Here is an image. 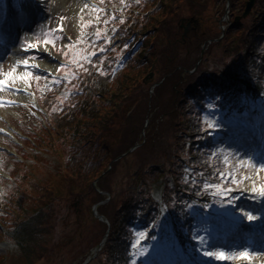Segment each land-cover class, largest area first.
<instances>
[{
	"label": "trees",
	"instance_id": "1",
	"mask_svg": "<svg viewBox=\"0 0 264 264\" xmlns=\"http://www.w3.org/2000/svg\"><path fill=\"white\" fill-rule=\"evenodd\" d=\"M111 1L119 2L127 7V10L123 20H118L112 25L113 30L120 33L121 37L113 50H109L112 52L110 57L103 59L95 68L96 66L85 59L83 51L76 48L79 52L73 53L75 44L67 42L64 46L57 45L55 49L65 58L68 59L74 54L75 64L74 60L68 59L69 65L61 66L66 69L68 78L60 83L59 93L45 88L39 95V102L50 114L47 123L42 124L34 116L26 121L29 135L41 133L40 137L35 138L37 142L42 138L50 145L51 141L53 147H64L69 151L71 158L81 159L76 164L78 173L74 181L75 184L81 174L78 186L75 185L81 190L69 192L70 190L66 188L65 192L55 199H45L46 194L53 191L47 181L50 172L44 162L39 163L38 168L47 171L46 175L32 170L37 166L34 163H29L30 166L25 168L23 162L14 163V160L7 158L8 165L5 163L8 166L7 171L12 176L14 175L12 169L16 173L14 180L5 186L3 190L5 194L2 195L4 197L0 196V226L4 228V231L0 229V234L6 233L3 236L12 240L10 242L14 247L12 252L5 255L8 261L34 264L42 257L49 259L58 250L60 243H65L62 239L65 237L64 231L74 234L77 230L83 229V233L87 234L86 226L98 229L92 231L86 238L85 247L77 248L76 252H79L66 264L81 263L88 256L89 249L91 251V248L102 239L106 229L108 233L103 246L87 264H132L133 254L140 253L142 260L143 256L147 255L145 258L148 261L150 257L156 256V252L165 256V251L169 249H174L182 255L181 247L195 254L193 235L195 228L205 220L203 206H217L219 196L216 193L228 186L229 182H224L218 173L220 168L225 167L224 161L221 156L212 155L213 151L219 155L215 150L217 144L212 133L216 127L205 118L203 98L207 96L214 98L219 91L229 90L220 103L214 104L212 113L217 120L220 116L230 114L243 100L246 102L250 99L254 108L258 105L259 93L264 90V0L256 1V6H253L252 12L250 11L251 15L248 13L246 17L247 23L232 22L226 30L224 40L232 39L231 33L234 31L235 34H239V37L237 35L239 40L246 41L243 52L233 55L227 62L219 61L217 58L212 60L208 53L204 52L203 59L192 72L183 70L193 68L194 64L191 63L198 58L202 41L205 42L208 38L201 34L202 31L199 29L196 30L197 35L187 38L186 43H183L186 39L177 37L179 29L173 21H178L176 17L178 6L186 0ZM187 1L194 2L192 5L196 4L195 0ZM205 1L203 9H206L210 2L201 0V3ZM95 12L99 15L101 11L95 9ZM191 12L190 14L200 15L199 11ZM106 16L113 19L110 15ZM169 17L172 42L164 39L163 44L156 47V39L153 37L155 34L166 37L163 32H168ZM251 19L253 21L250 23ZM193 32L191 30V33ZM93 34L100 40L97 44L88 42L87 52L97 46L102 49L110 45L106 39H102L105 37L103 32L94 31ZM123 36H131L137 43L142 42V48H146V52L142 55V49L137 51L126 62L127 68L113 75L114 67L126 59H123L122 55L118 57L117 54L119 52L129 54L128 49L122 48L126 41ZM57 37L62 36L57 33ZM175 41L176 44L184 45L185 50L180 48L182 53L178 51L176 56L164 55L175 45ZM167 58L170 62L164 61ZM204 60L216 61V64L211 67L212 69H205ZM151 64H155L154 74L158 77L154 81L162 80L154 87L152 93L149 91L153 83L142 79ZM39 82L34 80L33 86ZM173 85H176V88H173ZM166 91L171 97L156 115L157 113L149 108V101L152 98H160ZM24 110V106H18L15 110L18 118L21 119ZM147 111L154 116L150 117L149 124H146L148 131L146 135V129L141 131V127L145 124L144 117ZM161 114L165 115V119L167 116L176 119L173 123L176 130L168 133L169 138L164 142H162L164 119L157 121ZM50 121L52 127L49 126ZM143 134L145 139L141 138ZM115 140L119 142L117 148L124 140V143L133 141L118 152L114 150ZM138 143L134 150L114 160L118 154ZM95 151L101 153L98 168L82 173L83 161ZM147 151H154V154L147 153L144 163L137 166L133 177L137 175L139 183L130 181L120 194H112L111 177L120 163L126 162L128 157L136 152ZM0 154L3 155L4 152L0 150ZM154 155L161 156L158 160L163 164L161 167L168 166L164 167L166 173L159 191L150 190L145 178V174L160 167L154 163L144 166ZM181 156L193 165L190 173H194L198 179L185 178ZM95 178H98L96 187L92 183ZM3 180L6 179L0 178V181ZM29 185L34 187V191H31L33 207L22 210L19 206L20 210L12 212L14 214H10L11 211L8 213L4 206L6 196H16L19 200L28 198L26 193L30 189ZM103 190L110 192L111 197L108 202L98 205L97 209L108 218V224L97 219L91 207L83 209L88 200L89 203H94L104 199L106 196L102 193ZM49 219H52L54 225L58 224L56 227H59L57 231H62L61 239L53 240L49 237L52 225ZM170 225L176 228L177 235L170 233L168 230ZM137 232L142 234L138 243H135ZM77 244L82 246L80 242ZM1 258L2 256L0 260ZM177 262L176 259L175 263Z\"/></svg>",
	"mask_w": 264,
	"mask_h": 264
},
{
	"label": "rangeland",
	"instance_id": "2",
	"mask_svg": "<svg viewBox=\"0 0 264 264\" xmlns=\"http://www.w3.org/2000/svg\"><path fill=\"white\" fill-rule=\"evenodd\" d=\"M96 1H100V2L102 1L103 3L101 2V4L103 5L105 2H106L105 4H111L112 2L111 0H49L48 12L45 14V16H43L44 19L42 18L36 24L38 31L33 33L27 32L25 34L26 35L25 38L32 39V41L30 40L27 41L25 38L24 40L22 38L20 39L19 46L28 47L27 46L28 44H34L35 45L34 47H28L31 48L32 50L29 49V52L25 54L22 53L23 55L21 53L12 52L11 55H9L8 57L6 56V58H4V60L1 61L3 63L0 69V79H6L7 83L4 86H0V98L7 100L8 99L14 100V102L9 104L0 102V146L6 149V154L10 155V159L14 160V163H16L17 161H22L23 165H25V168L30 166L29 163L32 164L33 162L35 163L44 162L47 165L46 167L48 168V171H50V177L47 181L49 182L48 184L52 188L53 193L52 192L49 194L47 193L46 194L47 197L44 198L49 200L51 198L55 199L56 196L65 192L66 188L70 190L69 192L81 190L80 187H77L78 186L77 182H79V177L81 176V174L78 176V180L74 184V181L76 180L75 175L78 173L76 164L81 159L71 158L70 157L71 154L69 151H67L64 147H58V146H57L58 148L53 147L51 141H50V145L46 143V141L43 140L42 138H39L40 141L37 142L35 138L40 137L41 133L37 132L35 133L34 136L29 135L27 133L29 127H27L26 121H28L29 116L33 114L32 113L33 111L28 108H27L28 110L25 109L26 111L24 110V113L20 119V117L18 118L14 110L17 109L19 103L25 104L27 102L28 103L27 107L31 105L30 103L34 99L31 93L34 92L32 90V86L35 84L34 80H38L40 81L39 83H41L37 86L38 92L35 93L38 95L45 88L51 89L59 93L58 89L59 87H61V85H55V84L61 81H66V80H62L61 77L68 78L65 76V73H67L66 69L63 67H59V65L62 62L61 57L63 56L65 60L67 58H65L63 54H59L56 52L54 53L52 48H50L52 55L50 58V65H51L50 69L57 68V71L59 73L55 77L54 83L50 82L49 84H46V80H47L46 72L43 70L42 67H40L37 64L40 62H45L47 58L44 54L41 55L40 54L41 50L38 49V47H42V46H44V48L49 47L46 41L52 40L49 42L54 47H57V45H60V42L62 41H73L74 39H76L75 47H74L75 49H73L74 51L73 53L74 54L78 53L79 51L77 52L76 50V48H78L79 50L84 52V57H87L89 53H91V51L93 50L92 48V50L87 52V47H86L87 43L92 41L93 44H97L100 40L99 38L94 37L93 31L94 30L99 32L101 31L105 34V37H103L102 39H106V41L110 45L102 49H100V47L97 46L95 48V53H92L91 56H89V59L87 58L85 59H87L95 67L99 65L103 59L110 57V54L112 52H109V50H113L112 48L114 47V45L119 43V38L121 37V34L113 30L112 25L114 22L118 20H123L127 7L119 3L112 2L113 5H121V7H113V5L111 4L112 5L111 8L116 16H114L113 19H108L105 11H101L99 15L94 13L93 7L95 5L93 4V2ZM195 1H196L195 5H192L194 2L187 0L181 3L178 6V10L176 13V17L178 21L175 20L173 21V24L177 25V28L179 29L177 37L180 36L179 39H181L182 37L186 39V41H184L183 43L187 42L189 36L193 37V35H197L196 30L198 29L202 31L201 34H204V36L208 38L207 41L205 42L202 41L198 58L196 59V61L192 62L191 64L192 65L194 64L197 67L198 63L203 59L204 52L208 53V56H210L212 60L217 58V60L219 61L221 60L224 62H227L229 59H232L233 55H237V54L239 55L241 52H243L244 44L246 43V41L242 42L241 39L239 40L238 39L239 34H235L233 31V33H231V36H233V38L232 39L226 38L225 40H224V35L226 34V30H228V27L232 25V22L243 23V24L247 23L246 17L248 13L251 15L252 8L253 6H256L255 3L257 0H253V5L250 10L251 12L249 11L245 15H242V13L244 11L245 3L247 0H233V3L232 0H210V2H208L209 6L206 9L205 8L203 9V5L206 3V1L204 3H201V0H195ZM141 4L143 3L141 2ZM109 11L112 13L111 10ZM191 11L192 12L199 11L200 15H196L194 13L190 14ZM100 15L101 17H99ZM57 16H62L65 19V26L61 27L62 28L61 32L63 33V39L58 38L56 34H52V35L50 34L49 29L57 27V23H56ZM169 21H170V17L168 18V22H167L168 32L166 33L165 31L163 32L166 37H164L161 34L159 35L155 34V37H153L154 39H156V43H155L156 47L161 46L164 42V39L171 41V28ZM252 21L253 20L251 19L250 23ZM45 24L46 26L44 28L43 26ZM232 29L234 30L235 28L233 27ZM191 30H193L194 32L191 33ZM123 37L126 39V41L124 42L125 44L122 45V48L128 49L129 54L126 55L123 52H119L117 54L118 57L122 55V58L123 59L126 58V59L122 63L119 62L118 66L116 64L117 67L116 68L114 67V70L112 71L113 75L117 71H120L121 69L124 70L125 68H127L126 62L137 51L142 49V55H144L146 52V48H142L143 47L142 42H138V43L135 42V38H132L131 36H127V37L123 36ZM58 40H60V42ZM228 40L231 41L229 42ZM180 48H183L185 50L186 47H184V45L176 44L175 41V45L171 49H169L164 55L176 56L178 51L182 53V50ZM73 55L68 58L69 61L74 60ZM25 61L28 64L24 63ZM33 61H37V63ZM164 61L170 62L168 58L167 60ZM73 63L75 64V60L73 61ZM214 64H216V61H212V62L205 61L204 65L206 66V68L205 67L204 68L205 69L211 68L214 66ZM154 66L155 64H151L148 67L147 72L143 75V77L147 76L146 77L147 82H151L155 84L156 81L154 80H156L158 77L155 76L154 74L155 73ZM29 69H31L30 71L34 73H39L43 75L44 76L43 82H41L42 78L39 77H32V79L31 78L28 79V82L25 83L23 80H13L6 76V74L9 72H13L14 75H23L24 73H28L27 71ZM189 70L185 68L183 72L194 71V69H189ZM154 84L150 86L151 87L149 91L150 93H152L154 87L158 85V84L157 85ZM173 88H176V85H173ZM70 93L71 92H69V94ZM170 97L171 95L168 94V91H166L163 93V96H160V98L150 99L149 108L152 109V112H155L157 113L156 115H158L160 109L163 108L164 104L168 103ZM153 116L154 114L152 113L150 114L148 111L146 112V115L144 117L145 124L141 127L142 128L141 131L142 130L144 131V128L146 129L147 127L146 124L147 125L149 124L150 117ZM164 116L165 115L162 114L159 115L160 119L157 120V121H161L162 119H164L162 122L163 124L162 128L164 129V136L162 142H164L166 139L169 138L168 133H172V131L176 130L173 127V123L176 122V119L175 118L170 119L168 116L165 119ZM47 120L48 117L46 115L45 120H43V122L47 123ZM147 133L148 131L146 129L145 134L147 135ZM145 134H143L141 138L145 139ZM116 135L117 132H115V136ZM8 138L15 141L16 143L15 148L10 147L8 145L9 144ZM132 141L124 143L125 142L124 140L123 144L117 148L116 145L119 144V142L115 140V142L113 141L115 147L114 150L116 149V151L119 152L121 151L122 148H125ZM132 150H134V148H131L130 151ZM218 150L224 153V159H226L227 161L228 167L224 171L225 177L226 178L231 177L230 180L236 181L234 185L235 187L234 189L236 190V192L234 193L231 192V195L228 198L229 201H227V203H222L221 204L222 207L225 208V212L228 213V216H232L235 220H237L238 218L241 219L242 223H249L256 225V221L258 219L257 216H253L255 217V219L249 220L247 218L246 213H250L252 215L253 210L257 208L255 207L254 204H250L249 200L250 197H253L252 192L254 187L256 189H259L260 187L264 186V172L261 171V168H264L263 162L259 161L260 157H258V155L255 159H253L252 156H250L251 152L253 151L252 145H249V143L245 141H237L236 139H234V137L230 138L226 143L221 144ZM147 153L154 154V151L136 152L133 155L129 156L126 162L122 164L120 163V166H118V168L115 170V172L111 177V181H113V190L111 189L112 194H120V191H123L127 187L130 181H133V183L135 184L137 182L139 183L140 180H137L138 176L137 175L135 177L133 176L135 175L137 166L139 164L144 163L145 155ZM259 155H261V153ZM160 158L161 156L154 155L153 159L150 160V162H145L144 164V166H147L150 163H154L160 166L159 168H154L149 173L145 174V178L149 183L150 190H158V191L160 190L162 180L166 173L164 172L165 171L164 167L168 168V166L166 165L164 167H161L163 164L161 162H158ZM99 159H101V153L99 151H95L91 153L88 156V158L83 161L81 172L84 173L87 170L98 168L97 166L99 165ZM117 159L118 158L116 159L114 158V160ZM4 160L5 158L0 154V174L2 175H4L2 170L4 169L7 170L8 168L7 166L8 163ZM108 169H110V167ZM32 170H34L37 173L39 171L40 172L45 171L40 167L38 168V166H36L35 169L33 168ZM11 172L14 175L16 174L14 172V169H12ZM8 174L10 178H6L7 181L6 180L0 181L1 197H4L2 195L5 194V191H3L5 189V186L14 180V175L12 176V174L9 172ZM65 183H69V185H65ZM96 186L97 184L96 181L94 180V187ZM29 187H27L29 191L28 193H26V195H28V198L24 197L22 198V200H19L18 197L16 196H12V197L6 196L7 200L4 203V206H5V210L7 208L8 213H10L11 211L10 214H14L17 209L20 210V208H18L17 206H21V205L25 206L26 209L33 207L32 204L34 200L31 195V191H34V187L32 185L31 186L29 185ZM102 193L105 194V196H107L110 199L111 197L110 192L103 190ZM108 198L106 199V202L109 201ZM94 204H96V202L89 203L88 200V202H85V206L83 209L87 210L89 209V207H92ZM49 222L52 224L49 237H51L53 240H56L57 238L61 239L62 231H57L59 227L56 226L58 224L54 225L52 219H49ZM224 227L228 229L231 228V230L234 232H230L224 236L223 238L224 246H221L219 249H217V246H215V244H213L208 238L204 236L203 233H201L202 231L198 233L195 232L196 233L195 236L197 240L196 244L197 246H200V250H201L200 257H202L203 260L202 263L209 264V262L210 263L214 262L215 264H251V262L253 263L259 259H264V252H257V253L249 252V248L245 247L246 238H249L253 244L254 241L252 239L253 234L250 233L251 235H247L246 237L242 234L241 230L246 229L243 225H237L236 222H232L231 220L225 219ZM86 228L88 230L87 234L83 233V229L77 230L74 234H72V232L70 231H64L65 237L62 239L65 241V243L64 244L60 243V247L58 248L57 251L54 252L53 257L49 259H44V257H42L39 260H37L34 264H66L68 263V261H71L73 255L79 252V251L76 252L77 248L81 247L82 249V247H85V244H87L86 238L92 233V231L98 229V227L91 228L87 226ZM71 229L72 228H70V230ZM247 230L248 229H246V231ZM77 242H80L82 246L77 244ZM8 243L5 244L0 240V256H2L0 260V264H19L14 260L11 261L7 260L8 258L7 256H5L6 253L12 252L14 250V247H12L13 244L10 243L9 245ZM256 243L264 244V241L260 240L257 241ZM15 249L17 250V248ZM92 251H94V247L91 248V252ZM244 251L249 252L250 254L249 259L239 258V254ZM91 252L89 249L88 255H90ZM208 252H212V253L224 252L229 258L219 259L217 255H211V256L207 255ZM233 256L237 258L233 259L232 258ZM21 262L23 261H20V263Z\"/></svg>",
	"mask_w": 264,
	"mask_h": 264
},
{
	"label": "snow or ice",
	"instance_id": "3",
	"mask_svg": "<svg viewBox=\"0 0 264 264\" xmlns=\"http://www.w3.org/2000/svg\"><path fill=\"white\" fill-rule=\"evenodd\" d=\"M47 43V41H46ZM28 47H34V44H28ZM24 63H27L26 61ZM6 76L8 78H11L13 80H23L25 83L28 82L30 73H24L23 75H14L13 72H9L6 74ZM7 83L6 79H0V86H4ZM211 107V106H210ZM213 127H215V124H213ZM261 171L264 172V168H261ZM216 187H221L220 185H216ZM229 192H231V189H228ZM259 192L260 195H264V186L260 187L259 189H256L255 187L253 188V192ZM247 218L249 220H253L255 219V217H253L250 213H246ZM207 255L211 256V255H217V257L219 259H228L229 257L224 253V252H219V253H212V252H208ZM250 254L247 251L241 252L239 254V258L240 259H249ZM233 259L237 258L235 256L232 257Z\"/></svg>",
	"mask_w": 264,
	"mask_h": 264
},
{
	"label": "bare ground",
	"instance_id": "4",
	"mask_svg": "<svg viewBox=\"0 0 264 264\" xmlns=\"http://www.w3.org/2000/svg\"><path fill=\"white\" fill-rule=\"evenodd\" d=\"M20 32H26V31H24V29H20ZM38 49L41 50L47 58H46L45 62H40V63H37V61H33V62L37 63L40 67H42L44 69L51 68L50 58L52 55H51L50 48L49 47L44 48V46H42V47H38Z\"/></svg>",
	"mask_w": 264,
	"mask_h": 264
},
{
	"label": "water",
	"instance_id": "5",
	"mask_svg": "<svg viewBox=\"0 0 264 264\" xmlns=\"http://www.w3.org/2000/svg\"><path fill=\"white\" fill-rule=\"evenodd\" d=\"M252 1H253V0H248V1H247V3H246V7H245V11H244V15H245V14L248 12V10L250 9L251 4H252ZM146 77H147V76H146ZM146 77H145V79H147ZM96 215L98 216V214H96Z\"/></svg>",
	"mask_w": 264,
	"mask_h": 264
}]
</instances>
